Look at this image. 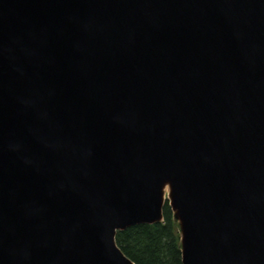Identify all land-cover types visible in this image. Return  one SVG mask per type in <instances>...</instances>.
<instances>
[{"label":"water","instance_id":"95a60500","mask_svg":"<svg viewBox=\"0 0 264 264\" xmlns=\"http://www.w3.org/2000/svg\"><path fill=\"white\" fill-rule=\"evenodd\" d=\"M166 203L264 264V0H0V264H135Z\"/></svg>","mask_w":264,"mask_h":264},{"label":"trees","instance_id":"16d2710c","mask_svg":"<svg viewBox=\"0 0 264 264\" xmlns=\"http://www.w3.org/2000/svg\"><path fill=\"white\" fill-rule=\"evenodd\" d=\"M116 244L135 264H182L179 227L168 203L162 223L141 224L119 231Z\"/></svg>","mask_w":264,"mask_h":264},{"label":"rangeland","instance_id":"374dc122","mask_svg":"<svg viewBox=\"0 0 264 264\" xmlns=\"http://www.w3.org/2000/svg\"><path fill=\"white\" fill-rule=\"evenodd\" d=\"M167 198H168V195H167Z\"/></svg>","mask_w":264,"mask_h":264}]
</instances>
